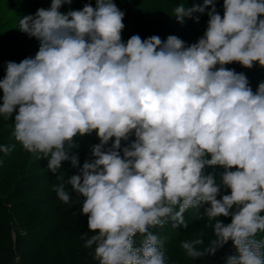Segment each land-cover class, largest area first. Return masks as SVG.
<instances>
[{
    "label": "clouds",
    "instance_id": "clouds-1",
    "mask_svg": "<svg viewBox=\"0 0 264 264\" xmlns=\"http://www.w3.org/2000/svg\"><path fill=\"white\" fill-rule=\"evenodd\" d=\"M71 3L51 0L19 20L39 49L7 62L0 116L15 113L12 136L47 160L56 198L70 203L66 186L81 198L84 247L98 264H166L165 238L152 229L187 227L184 213L196 209L213 238L203 248L201 238L181 241L187 256L215 255L231 241L225 264H264V82L253 92L244 73L225 67L264 68V0H223V16L215 0L178 4L179 23H198L207 9V28L190 45L175 35L125 42V12L113 0L60 11ZM93 132L99 143L81 165L76 138ZM64 162L77 169L66 181ZM206 166L224 169L219 184ZM221 185L230 194L220 196Z\"/></svg>",
    "mask_w": 264,
    "mask_h": 264
},
{
    "label": "trees",
    "instance_id": "trees-1",
    "mask_svg": "<svg viewBox=\"0 0 264 264\" xmlns=\"http://www.w3.org/2000/svg\"><path fill=\"white\" fill-rule=\"evenodd\" d=\"M169 1L175 4L182 3L181 0ZM190 1L193 0H188ZM195 1L196 4H203V0ZM215 3L223 7V0H215ZM193 26L194 20L187 18L186 30L180 38L186 45L193 33ZM2 35L0 30L1 38H3ZM5 54H8V50L0 46V79L6 72L8 61L4 57ZM225 67L237 73H244L253 92H256L258 85L264 82V68L254 71L241 65L228 64ZM0 97H2V90H0ZM14 115L15 113L10 119L0 116V144L11 146L15 142V138L12 137ZM10 152L18 158L29 154L23 148L17 149V147ZM3 154L5 153L0 152V156ZM43 164L40 163L37 171L30 175L20 173L23 167L2 168L0 165V264H98L93 259L94 250L84 247V241L81 239V235L88 232L87 216L80 213L81 198L69 191L72 196L70 203L65 204L59 201L52 187L60 181L48 169L38 170ZM64 167L65 165L58 175H63ZM67 169L72 174L77 172V169L71 166ZM211 170L212 167L206 166L204 172L207 175ZM223 172L224 169L220 167L217 174ZM216 180L220 181V177H216ZM21 182H31V185L20 186ZM34 184H42L44 188L49 187L51 191L30 200H19L23 193L36 186ZM221 187L224 186L221 185ZM224 194L221 192L220 196ZM220 196L217 198L219 199ZM47 204H50L48 209L42 212V207ZM207 206L204 205V207ZM202 210L201 208L199 211L202 212ZM196 215V209H189L184 213V217L189 218L190 221L186 222L187 227L181 226L183 230L179 229L180 234L176 238L166 233V229L161 230L160 227L152 229L154 233L165 238L163 250L166 264H225V258L235 254V249L229 241L218 249L215 255L197 259L187 256L181 247V241L201 238L205 243L199 247L203 248L213 238V230L207 219L200 222L195 219ZM219 219L225 224L231 222L230 216ZM90 235L92 233H89ZM259 235L258 239L264 238V233ZM139 239L137 237V241Z\"/></svg>",
    "mask_w": 264,
    "mask_h": 264
},
{
    "label": "rangeland",
    "instance_id": "rangeland-1",
    "mask_svg": "<svg viewBox=\"0 0 264 264\" xmlns=\"http://www.w3.org/2000/svg\"><path fill=\"white\" fill-rule=\"evenodd\" d=\"M117 7L125 12L123 19L124 29L122 31V39L126 42L132 35H139L141 39H147L153 35L159 36L162 40L166 39L169 35H175L181 38L184 35L187 18L183 23H179L174 16V9L178 4H175L169 0H113ZM188 7L196 5V1L181 0ZM85 4H91L95 7V0H72V3L65 4L61 7L60 11L66 13L69 10L82 9ZM51 5V0H0V30L3 35L0 37V46L8 50V54H5L6 60L9 62L19 63L26 58H34L38 49L39 41L35 37H30L28 34L20 31L18 27L19 20L27 15H34L39 8L48 9ZM216 9L221 16H223V7L216 4ZM207 10L205 14L199 16V22H194L193 33L189 37L187 45L197 42V40L203 35L207 28ZM232 65H240L239 63H232ZM252 70L257 71L262 69L258 64L254 65ZM264 80V79H263ZM250 83V82H249ZM14 126V124H13ZM13 137V136H12ZM11 137V138H12ZM14 139V137H13ZM135 140V136L131 135L127 141H122L121 147L129 146L132 141ZM78 149H74L79 154L80 164L82 165L86 159L91 158V146L99 143L95 132L91 135L84 137H77ZM17 149L23 148L17 141L14 142ZM121 151V155H122ZM44 163L38 170H45L47 168L46 159H37L34 154L29 153L27 156L18 158L12 155L11 152L5 153L0 156V165L2 168H10L16 166L18 169L21 167L20 173L22 175H30L37 171L36 169ZM63 177L66 181L67 176H71L72 173L67 169L70 167L69 162H64ZM220 167H212L210 174L216 177H220L222 173H218ZM6 176V175H5ZM218 184L220 181L217 182ZM31 185V182H21L20 186ZM36 185V184H34ZM68 191H71L70 187L66 186ZM49 187L44 188L42 184H37L30 191L23 193L18 199H31L48 193ZM230 192L229 189L221 187L222 193ZM50 204L42 207V212L48 209ZM189 218H185V222H189ZM202 222V220H200ZM181 226L178 228H172L170 224H165L160 227L161 230L166 229V233L173 235L175 238L179 236L180 230H183ZM180 229V230H179ZM260 235L258 234L257 238ZM16 260L18 258L16 257Z\"/></svg>",
    "mask_w": 264,
    "mask_h": 264
},
{
    "label": "built area",
    "instance_id": "built-area-1",
    "mask_svg": "<svg viewBox=\"0 0 264 264\" xmlns=\"http://www.w3.org/2000/svg\"><path fill=\"white\" fill-rule=\"evenodd\" d=\"M13 235H15V233L13 232ZM18 258V257H17Z\"/></svg>",
    "mask_w": 264,
    "mask_h": 264
}]
</instances>
